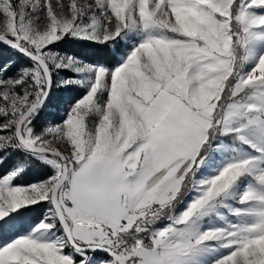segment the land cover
Masks as SVG:
<instances>
[{
  "label": "snow or ice",
  "instance_id": "6c2138e0",
  "mask_svg": "<svg viewBox=\"0 0 264 264\" xmlns=\"http://www.w3.org/2000/svg\"><path fill=\"white\" fill-rule=\"evenodd\" d=\"M0 43V264H264V0H0Z\"/></svg>",
  "mask_w": 264,
  "mask_h": 264
},
{
  "label": "rangeland",
  "instance_id": "374dc122",
  "mask_svg": "<svg viewBox=\"0 0 264 264\" xmlns=\"http://www.w3.org/2000/svg\"><path fill=\"white\" fill-rule=\"evenodd\" d=\"M9 61L12 62L9 68L10 74L14 72L15 69L19 66L28 65L27 60H24L18 56H14L5 49L0 50V65L8 64ZM73 75H75V73L63 70L60 71L55 78L56 80H59L60 77L67 78ZM86 91V84H72L69 86H62L58 83H54L52 94L47 105L43 108V112L39 113L37 119L34 121L36 127L39 129L41 126L44 125L46 121L59 123L66 115V110L68 106L72 103H75V101L82 96L81 95L80 97H78V94H80V92H83L84 94ZM74 92H76L75 95H72ZM45 172H50V169L47 167V165L42 164L40 161H36L35 165L31 168V170L28 172V175L25 177V180L31 181L38 177L42 178ZM45 210L46 207H44L43 211Z\"/></svg>",
  "mask_w": 264,
  "mask_h": 264
},
{
  "label": "trees",
  "instance_id": "16d2710c",
  "mask_svg": "<svg viewBox=\"0 0 264 264\" xmlns=\"http://www.w3.org/2000/svg\"><path fill=\"white\" fill-rule=\"evenodd\" d=\"M0 45H1L0 50L5 49L10 54L14 56H18L24 60H27L21 54L9 48L6 44L0 43ZM56 47L58 48L57 50L66 51L72 55L78 56L79 58L89 63L99 62V63H104L106 65H111L113 63L111 58L105 54L106 50L104 49L103 45L92 44L88 41L64 40V41H61ZM75 93L76 92H74L72 95H75ZM81 95H83V92H80V94H78V97H80ZM42 112H43V109L41 110L40 113ZM43 209L44 207L41 206L37 208V211L42 213Z\"/></svg>",
  "mask_w": 264,
  "mask_h": 264
},
{
  "label": "water",
  "instance_id": "95a60500",
  "mask_svg": "<svg viewBox=\"0 0 264 264\" xmlns=\"http://www.w3.org/2000/svg\"><path fill=\"white\" fill-rule=\"evenodd\" d=\"M9 48H10V47H9ZM11 49H12V48H11ZM19 54H20V53H19ZM51 94H52V91H51L50 94H49V99H50ZM49 99L46 101V105H47Z\"/></svg>",
  "mask_w": 264,
  "mask_h": 264
}]
</instances>
